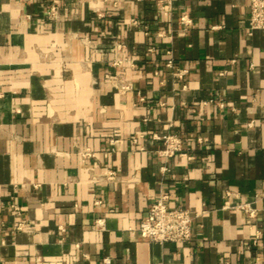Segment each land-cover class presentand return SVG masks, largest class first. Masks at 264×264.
Here are the masks:
<instances>
[{
	"label": "crops",
	"instance_id": "crops-1",
	"mask_svg": "<svg viewBox=\"0 0 264 264\" xmlns=\"http://www.w3.org/2000/svg\"><path fill=\"white\" fill-rule=\"evenodd\" d=\"M249 2L0 0V264H264ZM168 132L187 156H160ZM162 195L190 242L139 234Z\"/></svg>",
	"mask_w": 264,
	"mask_h": 264
},
{
	"label": "built area",
	"instance_id": "built-area-1",
	"mask_svg": "<svg viewBox=\"0 0 264 264\" xmlns=\"http://www.w3.org/2000/svg\"><path fill=\"white\" fill-rule=\"evenodd\" d=\"M250 14H249V27L252 30L264 31V0H250L249 2ZM50 13L53 17H58V7L52 6ZM134 25L140 26V22L133 20ZM182 22L185 25L191 24V19L188 16L182 17ZM118 48H122V44L118 45ZM123 61L118 59L115 61V65H121ZM183 73V72H182ZM211 99L205 103L214 102ZM222 105V103L220 104ZM154 137L162 139L164 148L159 151L160 156L164 158H173L175 156H187L185 151L184 138L173 132H168L163 136ZM84 159H90L94 157V153L90 149H86L81 152ZM192 158V156H188ZM164 171L168 170L167 166H163ZM17 213H20L18 206H13ZM244 207L245 206H241ZM247 210V208H245ZM253 214V212H250ZM195 216L191 211L185 207L172 208L167 203V196L162 195L156 197L139 226V234L150 241L158 242L161 244L177 242L187 243L192 240L193 237V223ZM22 228V225H19ZM106 263H110L109 258H105ZM216 264H230L228 260L218 262Z\"/></svg>",
	"mask_w": 264,
	"mask_h": 264
}]
</instances>
